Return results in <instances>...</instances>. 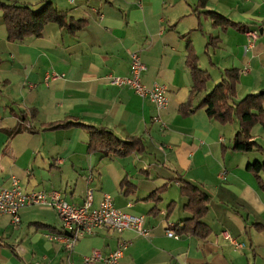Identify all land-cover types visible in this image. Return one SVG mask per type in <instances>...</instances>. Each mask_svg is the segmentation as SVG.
<instances>
[{
    "label": "crops",
    "instance_id": "crops-1",
    "mask_svg": "<svg viewBox=\"0 0 264 264\" xmlns=\"http://www.w3.org/2000/svg\"><path fill=\"white\" fill-rule=\"evenodd\" d=\"M45 1L86 26L71 35L49 23L40 37L9 42L0 12V190L16 178L25 192L57 191L81 206L90 189L93 206L108 195L115 208L141 216L150 233L99 231L66 250L50 239L60 234L55 211L34 206L21 211L17 225L0 215V264H85V256L97 251L105 257L119 241L127 243L120 264H264V190L247 169L264 164V153L233 150L236 121L221 125L204 108L188 116L179 112L189 99L197 107L228 70L238 74L234 103L264 93V0H205L202 8L200 0H16L34 11ZM207 13L239 27H215ZM248 33L256 39L246 50ZM209 38L216 47L206 54ZM188 43L209 76L193 95ZM135 51L145 67L141 83L167 88L162 111L131 89L109 84L111 76L128 75ZM63 121L140 138L145 151L88 152L82 128H47ZM256 126L251 135L264 147ZM259 177L264 183V171ZM183 182L209 196L201 219L210 231L205 239L175 232L191 218ZM161 188L157 200L147 199ZM167 229L178 238L167 237Z\"/></svg>",
    "mask_w": 264,
    "mask_h": 264
},
{
    "label": "trees",
    "instance_id": "trees-1",
    "mask_svg": "<svg viewBox=\"0 0 264 264\" xmlns=\"http://www.w3.org/2000/svg\"><path fill=\"white\" fill-rule=\"evenodd\" d=\"M204 5L205 0H200L198 7L202 8ZM0 12L6 26L9 42H20L26 38L40 37L44 26L49 23L57 24L71 35H75L77 31L82 30L86 26L84 20L68 19L64 12L57 10L47 1L44 2L39 10L34 11L28 6L17 4L16 0H0ZM207 15L213 20V26L222 27V30L227 27H239L238 24L225 20L217 14L207 13ZM215 44L216 40L209 38L205 47V53L207 54L208 48L216 47ZM186 51V63L193 82L191 89V95H193V93L201 91L204 88L205 83L209 80V76L206 72L199 69L198 58L190 43L187 44ZM237 83V72L235 70L225 71L222 82L205 95L197 107L192 108L189 99L179 107V112L182 116H188L204 108L208 118L221 125L231 124L236 121L238 123V130L234 136L233 150L242 153L252 151L264 153V147L254 141L251 135V130L256 125H259L264 133V93L247 95L242 100L234 103ZM19 121L24 122L23 115H20ZM72 127H80L88 132V152L100 151L105 155L117 154L119 156H126L133 153L142 154L145 151L144 144L140 138L120 139L112 131L105 128H95L70 121H63L47 126L50 130L69 129ZM18 130L19 128H16L14 133L18 132ZM247 169L254 175L258 187L264 190V183L259 177V173L264 171V164L255 162L249 164ZM162 189L155 191L147 199L157 200L159 192ZM180 190L181 194L187 199L184 210L191 215V218L184 221L183 227L175 229V232L178 235H191L200 239L207 238L210 231L201 222V219L207 214L209 196L198 186L188 182H183ZM127 191L128 189L125 193Z\"/></svg>",
    "mask_w": 264,
    "mask_h": 264
},
{
    "label": "built area",
    "instance_id": "built-area-1",
    "mask_svg": "<svg viewBox=\"0 0 264 264\" xmlns=\"http://www.w3.org/2000/svg\"><path fill=\"white\" fill-rule=\"evenodd\" d=\"M248 50L256 39L254 33H248ZM145 70L138 52L131 53L128 75L124 77L111 76L109 84L117 87H127L141 98H148L157 111L167 107V88L165 85L154 84L147 88L141 83V74ZM53 77V76H52ZM55 77V75H54ZM160 122L158 118L155 119ZM34 206H47L53 209L60 221V234L51 236L52 240H60L64 249L71 250L81 237L95 235L99 231L113 232L121 235L124 231H132L142 238L149 236L150 230L143 224L141 216H135L115 208L110 196L104 195L98 205L93 206L92 190H88L81 206H73L66 202L57 191L25 192L16 178H11L10 187L0 190V215H9L14 225L20 222V213L24 209ZM66 233L68 235H66ZM166 236L177 239L178 235L170 229ZM225 239L236 247L239 245L230 236ZM127 243L119 241L118 247L102 257L97 251L85 256V264H92L102 260L105 264H120Z\"/></svg>",
    "mask_w": 264,
    "mask_h": 264
},
{
    "label": "rangeland",
    "instance_id": "rangeland-1",
    "mask_svg": "<svg viewBox=\"0 0 264 264\" xmlns=\"http://www.w3.org/2000/svg\"><path fill=\"white\" fill-rule=\"evenodd\" d=\"M257 128H259V127H258V126H256V129H257ZM255 131H256V130H255ZM255 131H254V132H255Z\"/></svg>",
    "mask_w": 264,
    "mask_h": 264
},
{
    "label": "water",
    "instance_id": "water-1",
    "mask_svg": "<svg viewBox=\"0 0 264 264\" xmlns=\"http://www.w3.org/2000/svg\"><path fill=\"white\" fill-rule=\"evenodd\" d=\"M66 235H68V234L66 233Z\"/></svg>",
    "mask_w": 264,
    "mask_h": 264
}]
</instances>
